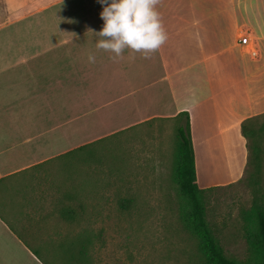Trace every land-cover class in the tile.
Listing matches in <instances>:
<instances>
[{
  "label": "crops",
  "instance_id": "0c3cea01",
  "mask_svg": "<svg viewBox=\"0 0 264 264\" xmlns=\"http://www.w3.org/2000/svg\"><path fill=\"white\" fill-rule=\"evenodd\" d=\"M102 7L0 0V264H42L25 242L41 241L37 219L82 203L88 147L186 110L198 180L205 162L239 160L235 142L246 154L240 123L264 112V0H158L167 40L115 59L95 47Z\"/></svg>",
  "mask_w": 264,
  "mask_h": 264
},
{
  "label": "rangeland",
  "instance_id": "374dc122",
  "mask_svg": "<svg viewBox=\"0 0 264 264\" xmlns=\"http://www.w3.org/2000/svg\"><path fill=\"white\" fill-rule=\"evenodd\" d=\"M255 117L256 125L264 119L262 113ZM179 120L153 123L86 149L96 156L81 177L85 209L72 199L66 203L79 212L76 220L65 221L58 212L37 219L41 241L29 243L43 255V264H207L199 238L183 219L188 202L175 180ZM256 139L258 158L246 139L245 155L235 142L227 147L239 154L236 168L228 164L230 175L211 180L200 170L197 180L201 186L219 185L204 193L206 220L224 253L247 263L253 256L244 238V214L254 201L264 207V127ZM242 161L243 172L235 178Z\"/></svg>",
  "mask_w": 264,
  "mask_h": 264
},
{
  "label": "trees",
  "instance_id": "16d2710c",
  "mask_svg": "<svg viewBox=\"0 0 264 264\" xmlns=\"http://www.w3.org/2000/svg\"><path fill=\"white\" fill-rule=\"evenodd\" d=\"M264 115V112L262 113ZM256 116V115H255ZM255 116L247 117L240 123V131L246 139L245 144L252 150L253 157L258 158L260 146L257 142V135L264 127V119L259 124H255ZM179 120L177 126L176 163L175 180L177 185L187 199L188 208L183 212V219L192 232L199 238V246L205 255L207 264H264V207L253 202L250 209L244 214V238L248 249L251 251V263L229 257L224 253L223 246L213 235L205 216V206L203 202L204 193L213 187L210 185L201 187L197 183L194 153L190 133L189 114L186 110L179 112L176 116ZM122 199L121 202H126ZM79 208L84 210L82 204ZM60 214L66 219L76 220L79 212L72 206L60 209ZM25 244L36 254L37 249L29 242ZM82 253V247L79 248ZM42 261V259L40 258ZM43 264V263H42Z\"/></svg>",
  "mask_w": 264,
  "mask_h": 264
},
{
  "label": "clouds",
  "instance_id": "9594fccd",
  "mask_svg": "<svg viewBox=\"0 0 264 264\" xmlns=\"http://www.w3.org/2000/svg\"><path fill=\"white\" fill-rule=\"evenodd\" d=\"M158 0H98L101 28L95 32L97 49L119 58L125 49L148 56L167 40V32L156 8ZM89 62L95 55L89 53Z\"/></svg>",
  "mask_w": 264,
  "mask_h": 264
},
{
  "label": "bare ground",
  "instance_id": "6f19581e",
  "mask_svg": "<svg viewBox=\"0 0 264 264\" xmlns=\"http://www.w3.org/2000/svg\"><path fill=\"white\" fill-rule=\"evenodd\" d=\"M226 149V153H228V150H227V147L225 148ZM237 162L238 161H235V159H234V156L233 155H231L230 157L229 156H226V158L223 160L222 158L220 159V160H217V161H211V162H205V164L203 165V167H204V170L207 172V175H205L206 176V178H208L209 176H208V168H212V166H214V170H218V169H223V168H228L229 166H228V164L230 165V166H232L233 164H234V168H235V166H236V164H237ZM231 168V167H230ZM222 176H226V175H224V174H221ZM230 175V174H229ZM220 176V174H216L214 177H219ZM211 177H213L212 175L210 176V178ZM209 179V178H208Z\"/></svg>",
  "mask_w": 264,
  "mask_h": 264
},
{
  "label": "built area",
  "instance_id": "2783aa9c",
  "mask_svg": "<svg viewBox=\"0 0 264 264\" xmlns=\"http://www.w3.org/2000/svg\"><path fill=\"white\" fill-rule=\"evenodd\" d=\"M240 36H241V37H244V36H246V35H245L244 33L241 32V33H240ZM251 53H252V54H255V48H254L253 46L251 47Z\"/></svg>",
  "mask_w": 264,
  "mask_h": 264
}]
</instances>
